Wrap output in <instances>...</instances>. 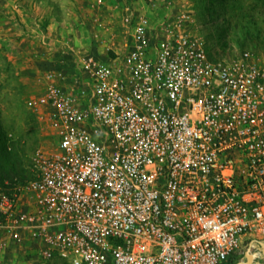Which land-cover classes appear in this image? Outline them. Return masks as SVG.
Instances as JSON below:
<instances>
[{
    "label": "built area",
    "instance_id": "built-area-1",
    "mask_svg": "<svg viewBox=\"0 0 264 264\" xmlns=\"http://www.w3.org/2000/svg\"><path fill=\"white\" fill-rule=\"evenodd\" d=\"M135 1L94 34L106 58L61 41L27 100L53 143L21 195L0 194V244L67 264H225L264 243V61L213 57L190 11L152 19Z\"/></svg>",
    "mask_w": 264,
    "mask_h": 264
},
{
    "label": "rangeland",
    "instance_id": "rangeland-1",
    "mask_svg": "<svg viewBox=\"0 0 264 264\" xmlns=\"http://www.w3.org/2000/svg\"><path fill=\"white\" fill-rule=\"evenodd\" d=\"M131 2L0 0V194L21 195L35 178L36 150L52 146L53 131L27 100L43 91L42 76L50 61L59 65L61 41L72 40L81 49L106 58V49L96 45L94 34L100 30L106 35L107 28L115 32ZM133 4L147 10L152 19L190 11L195 20L191 30L204 39L213 57L229 59L251 51L264 61V0H138ZM44 49L53 58L40 57ZM60 66L71 68L70 64ZM260 246L256 243L251 250L245 243L225 264H264ZM0 264L67 263L45 262L36 252L9 243L0 244Z\"/></svg>",
    "mask_w": 264,
    "mask_h": 264
},
{
    "label": "crops",
    "instance_id": "crops-1",
    "mask_svg": "<svg viewBox=\"0 0 264 264\" xmlns=\"http://www.w3.org/2000/svg\"><path fill=\"white\" fill-rule=\"evenodd\" d=\"M248 242V244H249V247H251V250L253 249V246L256 244V243H258V244H260L261 246H260V254H262V252H264V243H262V242H260V241H250V240H248L247 241ZM246 242V243H247ZM248 251H249V248L248 249H246L245 250V253H246V255H248ZM254 252V251H253Z\"/></svg>",
    "mask_w": 264,
    "mask_h": 264
},
{
    "label": "water",
    "instance_id": "water-1",
    "mask_svg": "<svg viewBox=\"0 0 264 264\" xmlns=\"http://www.w3.org/2000/svg\"><path fill=\"white\" fill-rule=\"evenodd\" d=\"M251 255V254H250ZM252 256V255H251Z\"/></svg>",
    "mask_w": 264,
    "mask_h": 264
}]
</instances>
